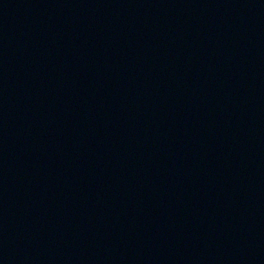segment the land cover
<instances>
[{
  "label": "water",
  "instance_id": "obj_1",
  "mask_svg": "<svg viewBox=\"0 0 264 264\" xmlns=\"http://www.w3.org/2000/svg\"><path fill=\"white\" fill-rule=\"evenodd\" d=\"M0 264H264V0H0Z\"/></svg>",
  "mask_w": 264,
  "mask_h": 264
}]
</instances>
